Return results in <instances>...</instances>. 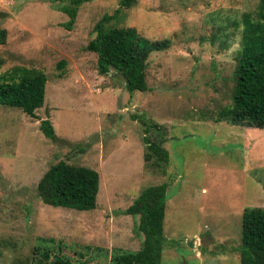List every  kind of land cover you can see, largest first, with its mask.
<instances>
[{
	"label": "rangeland",
	"instance_id": "1",
	"mask_svg": "<svg viewBox=\"0 0 264 264\" xmlns=\"http://www.w3.org/2000/svg\"><path fill=\"white\" fill-rule=\"evenodd\" d=\"M119 1L82 3L69 28V0H0V75L34 67L47 76L36 117L0 105V264H32L48 245V264L56 256L112 264L120 249L141 248L138 216L126 208L160 183V264H240L242 212L264 206V127L215 118L231 103L241 39L234 22L261 0H137L121 8L110 24L134 27L149 43L168 41L149 53L148 89L134 92L120 72L100 73L86 49L95 23ZM44 118L55 139L40 131ZM144 136L163 142L167 163L144 159ZM60 160L98 171L95 208L37 196L39 179Z\"/></svg>",
	"mask_w": 264,
	"mask_h": 264
},
{
	"label": "trees",
	"instance_id": "2",
	"mask_svg": "<svg viewBox=\"0 0 264 264\" xmlns=\"http://www.w3.org/2000/svg\"><path fill=\"white\" fill-rule=\"evenodd\" d=\"M91 0H69L62 10L69 14L68 27L73 24L78 7ZM137 0H120L112 14L103 15L94 25V37L86 49L96 53L100 73L114 69L121 73L127 91H146V69L151 50H161L168 41L149 43L134 27L110 24L121 8L135 5ZM234 27H240V47L233 71L234 84L231 103L218 112L215 121L229 120L234 124L264 127V0L254 13L242 14ZM5 30L0 29V43ZM65 64L60 60L56 67ZM59 76L62 73L59 72ZM47 76L34 67L11 68L0 75V105L16 107L31 117L43 106ZM144 122V121H142ZM145 124V122H144ZM155 125V124H153ZM146 127L145 133L149 131ZM39 129L48 139H55L54 127L48 118L40 120ZM147 145L144 159L167 163L169 152L159 139L143 137ZM99 173L93 168L60 160L51 164L39 179L37 196L56 207L90 210L96 207ZM166 206V183L144 188L126 208V213L138 216V230L143 242L136 251L119 250L112 256V264H160L163 245V223ZM241 240L237 252L240 264H264V206L246 207L241 217ZM41 240H46L41 238ZM50 241L52 239H49ZM50 246H43L41 258L32 264H48ZM53 264H73L69 258L56 256Z\"/></svg>",
	"mask_w": 264,
	"mask_h": 264
}]
</instances>
